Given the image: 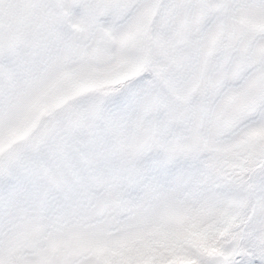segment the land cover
Wrapping results in <instances>:
<instances>
[{
	"label": "snow or ice",
	"instance_id": "1",
	"mask_svg": "<svg viewBox=\"0 0 264 264\" xmlns=\"http://www.w3.org/2000/svg\"><path fill=\"white\" fill-rule=\"evenodd\" d=\"M0 264H264V0H0Z\"/></svg>",
	"mask_w": 264,
	"mask_h": 264
}]
</instances>
